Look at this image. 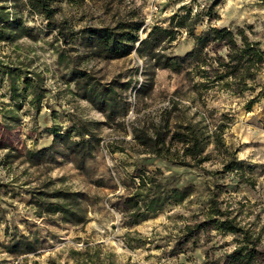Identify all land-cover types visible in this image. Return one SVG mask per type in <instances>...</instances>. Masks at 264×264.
<instances>
[{"label": "rangeland", "instance_id": "374dc122", "mask_svg": "<svg viewBox=\"0 0 264 264\" xmlns=\"http://www.w3.org/2000/svg\"><path fill=\"white\" fill-rule=\"evenodd\" d=\"M203 1L208 5L212 2ZM196 3L198 0H167L153 23H163L182 5L193 8ZM6 4L14 5L12 0ZM149 4V0H58L54 4L58 8L55 24L24 7L23 20L33 29L32 36L0 41V264H86L89 257L96 264H232L225 255L238 246V235L207 225L186 236L185 226L204 217L212 194L222 209L229 210L237 222L259 237L256 264H264V96L260 95L264 91V66L256 91L238 94L221 82L208 83L212 80L198 74L191 61L177 72L153 66L135 50L113 60L90 55L83 30L114 26L130 17L144 21ZM214 13L212 20L204 17L198 31L208 25L244 28L264 48V0H222ZM61 21L65 22L66 39L60 33ZM177 36L171 44H164L167 49L163 53L182 56L193 48V39L185 29ZM61 49L68 50L83 69L103 82L120 78L128 83L119 90L127 107L124 114L109 120L76 95V84L65 78L68 69L59 61ZM222 53L223 48H210L213 57ZM207 67L214 77L213 69ZM8 69L18 74L16 93ZM145 69L150 73V87L140 94L138 88L147 78ZM188 71L192 75H187ZM24 75L41 81L47 90L39 111L32 103V90L25 87ZM174 107L173 122L195 116L203 119L210 131L221 125L225 142L236 153L241 169L222 171L227 157L214 150V144L208 149L211 159L199 167L173 164L143 153L133 139V127L157 122ZM7 111L14 112L10 114L18 122L6 121ZM73 125L86 126L101 141L84 168H78L73 154L36 166L25 160L29 149L51 145L55 127L65 131ZM143 171L159 180L174 178L181 185H192L193 192L185 201H169L161 212L129 225L125 198L135 192ZM216 171L222 173L214 174ZM59 188L85 193L84 225L39 213L35 191ZM22 236L38 240L36 252L8 251L12 240Z\"/></svg>", "mask_w": 264, "mask_h": 264}, {"label": "trees", "instance_id": "16d2710c", "mask_svg": "<svg viewBox=\"0 0 264 264\" xmlns=\"http://www.w3.org/2000/svg\"><path fill=\"white\" fill-rule=\"evenodd\" d=\"M6 1L0 0V41H16L23 36H32L33 29L23 20L24 7L45 17L49 24H55L58 8L54 4L58 0H12L14 3L12 7L8 6ZM221 2L222 0H212L210 5L207 2L206 13H202L206 7L193 13L191 6L182 5L179 10L165 19L164 24L152 25L145 37L140 35L143 21L135 17L120 20L114 26L87 28L81 34L84 40H87L90 55L97 58L120 59L129 56L135 50L141 58L148 59L153 66L170 68L177 72L182 70L185 63L191 61L198 74L212 80L208 83L221 82L226 88H232L238 94L247 90L256 91L260 85L258 76L264 66V48L261 42L252 40L244 28L232 29L227 26L208 25L197 30L203 23L204 17L212 20L216 16L214 9ZM64 24V21L60 22V33L66 39ZM181 29H185L193 39V48L182 56L166 55L162 52L167 49L164 44L174 42ZM159 47L161 49L158 50ZM210 48L214 51L223 48L225 53L213 57L210 55ZM59 59L60 64L68 69L65 78L76 84L78 97L90 102L109 120H115L120 112L124 114L127 107L119 90L125 89L128 83H123L120 78L103 82L92 72L83 69L68 50L61 49ZM207 66L213 69L214 77L210 75L211 71ZM7 73L12 90L16 93L17 72L8 69ZM191 73L188 71L186 74L192 75ZM143 74L147 78L138 88L140 94L145 93L150 87L149 71L145 69ZM23 80L25 87L32 90V103L39 111L47 90L39 80L32 81L27 75H24ZM260 95L264 96L263 90ZM175 110L177 107L165 111L157 122L133 127V139L143 153L165 159L173 164L199 167L211 159L208 149L214 144V150L227 157L222 171L227 173L241 169L242 164L236 153L231 151L225 142L221 125L210 131L204 120L196 119L195 116L185 121L173 122L172 113ZM11 112H5L6 121L18 122V118L11 115ZM6 126L11 127L9 123ZM53 131L51 145L37 150L29 149L25 153V160L30 165H40L45 160H53L58 156L65 158L73 154L78 168L82 169L87 159L97 152L101 142L100 138L84 125H73L65 131L55 127ZM222 171H216L214 174H220ZM139 177V186L131 196L125 198L124 212L129 225L138 224L161 212L169 201L177 203L185 201L193 192L192 185H181L177 180L174 182V178L170 181L159 180L147 176L144 171ZM214 185L220 188L219 183ZM34 196L41 214L58 215L62 222L72 225H84L87 222V209L84 206L86 195L82 191L66 188L41 189L35 191ZM208 203L209 207L204 212V217L193 225L185 226L186 236L195 235L207 225H212L220 232L238 235L239 237L236 238L238 246L225 255L227 261L232 264H256L259 237H254L249 229L237 222V218L233 217L229 210L222 209L215 194L209 197ZM37 243V239L27 236L15 237L7 248L11 253H34L37 250ZM85 262L96 264L93 257H89Z\"/></svg>", "mask_w": 264, "mask_h": 264}, {"label": "built area", "instance_id": "2783aa9c", "mask_svg": "<svg viewBox=\"0 0 264 264\" xmlns=\"http://www.w3.org/2000/svg\"><path fill=\"white\" fill-rule=\"evenodd\" d=\"M167 0H149V8L148 13L146 14V17L143 21L142 29L140 30L141 33L144 32V35L147 34V31L150 30L151 26L154 25L153 18L156 16L157 13L161 11L163 2H166ZM207 3L203 0H198V3H196L193 6V13H196L206 7ZM142 37V36H141Z\"/></svg>", "mask_w": 264, "mask_h": 264}]
</instances>
